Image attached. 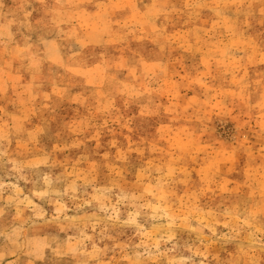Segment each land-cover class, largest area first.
Listing matches in <instances>:
<instances>
[{
	"label": "rangeland",
	"instance_id": "1",
	"mask_svg": "<svg viewBox=\"0 0 264 264\" xmlns=\"http://www.w3.org/2000/svg\"><path fill=\"white\" fill-rule=\"evenodd\" d=\"M0 264H264V0H0Z\"/></svg>",
	"mask_w": 264,
	"mask_h": 264
}]
</instances>
